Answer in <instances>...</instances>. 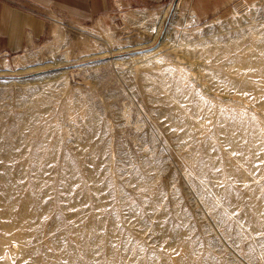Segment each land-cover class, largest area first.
<instances>
[{
	"label": "rangeland",
	"instance_id": "1",
	"mask_svg": "<svg viewBox=\"0 0 264 264\" xmlns=\"http://www.w3.org/2000/svg\"><path fill=\"white\" fill-rule=\"evenodd\" d=\"M244 1L205 20L103 18L112 47L98 19L51 15L63 42L0 58V121L47 86L85 94L100 120L73 165L0 157V264H264V0L237 16Z\"/></svg>",
	"mask_w": 264,
	"mask_h": 264
},
{
	"label": "crops",
	"instance_id": "2",
	"mask_svg": "<svg viewBox=\"0 0 264 264\" xmlns=\"http://www.w3.org/2000/svg\"><path fill=\"white\" fill-rule=\"evenodd\" d=\"M235 1L0 0V58L16 57L33 44L54 40V28L59 22L51 15L89 25L96 19H115L127 13L172 6L185 14L191 9L205 20L224 13ZM17 114L15 125L0 121V139L7 152L0 154L2 159L14 156L16 147L22 146L24 153L39 162L69 166L82 160L98 140L99 113L92 101L76 90L52 86L37 90Z\"/></svg>",
	"mask_w": 264,
	"mask_h": 264
},
{
	"label": "bare ground",
	"instance_id": "3",
	"mask_svg": "<svg viewBox=\"0 0 264 264\" xmlns=\"http://www.w3.org/2000/svg\"><path fill=\"white\" fill-rule=\"evenodd\" d=\"M253 2H257V0H248V1H244L243 3H242V5H241V7H239V8H237V7H235V8H233V10H234V13L237 15V16H239V15H241L242 13H244V11H245V9H247V6H248V4L249 3H253ZM256 4V3H255ZM102 19H100V20H98L97 21V23L95 24V26H96V28L98 29L96 32L95 31H93V32H95L96 34H97V36L99 37V39L102 41V42H104L106 45H109V47L111 46H113V45H115L118 41L114 38V33L112 32V30H111V28L108 26V25H105L104 23H102V21H101ZM111 21V20H110ZM113 23V22H112ZM85 27V26H84ZM63 29H64V27H60L59 26V28L57 27L56 28V30H55V34H54V43H53V45L55 44V45H59L61 42H63L64 41V32H63ZM87 29V28H86ZM80 31V30H79ZM89 31V30H88ZM95 33H93V34H95ZM95 34V35H96ZM66 38V37H65ZM152 50V51H151ZM151 50H148V51H146V50H144L143 52H141V53H138L137 54V56L138 57H140V59L142 58V59H148V58H156L157 57V55H158V53H157V50H153V49H151ZM114 55H116V54H114ZM107 58V56H104V58L103 59H106ZM114 63H115V66H118L119 64H118V62H116V61H113ZM109 64L111 63V62H108ZM245 68V67H244ZM240 69V68H239ZM249 70V69H248ZM244 71H247V70H244ZM241 72H242V70H241ZM248 72V71H247ZM250 72V71H249ZM244 74V73H243ZM187 75H189V74H187ZM186 75V76H187ZM245 75V74H244ZM189 77H190V75H189ZM188 77V78H189ZM253 78H255V77H253ZM254 81V80H253ZM251 82V81H250ZM256 82V81H255ZM257 82H259V81H257ZM261 83V82H260ZM258 85H259V83H257ZM261 85V84H260ZM259 92V91H258ZM263 92V91H262ZM264 93V92H263ZM262 93V94H263ZM243 108H241V110H242ZM229 115H231V114H229ZM228 114H227V117L229 116ZM230 117V116H229ZM228 119V118H227ZM228 120H226V122H227ZM230 121V120H229ZM262 137H260V139H261ZM263 139V138H262ZM259 140V139H258ZM256 141V140H255ZM264 141V140H263ZM257 142V141H256ZM252 144V143H251ZM253 146L255 145L254 144V142H253V144H252ZM264 146V145H263ZM260 147V146H259ZM252 148V147H251ZM256 148V147H255ZM254 149V148H253ZM258 149V148H257ZM260 149V148H259ZM263 149L264 148H262L261 147V150L263 151ZM260 150V151H261ZM253 151V150H252ZM259 151V152H260ZM258 152V151H257ZM262 153V152H261ZM253 154V153H252ZM261 155V154H260ZM259 155V156H260ZM262 155H264L263 153H262ZM252 158H254V157H252ZM257 158V157H256ZM261 159V158H260ZM264 160V159H263ZM262 160V161H263ZM262 161H260L259 160V162H261L262 163ZM256 163H258V162H256ZM264 163V162H263ZM261 165V164H260ZM263 166V165H262ZM264 173V172H263ZM261 179V178H260Z\"/></svg>",
	"mask_w": 264,
	"mask_h": 264
},
{
	"label": "water",
	"instance_id": "4",
	"mask_svg": "<svg viewBox=\"0 0 264 264\" xmlns=\"http://www.w3.org/2000/svg\"><path fill=\"white\" fill-rule=\"evenodd\" d=\"M173 9V8H172Z\"/></svg>",
	"mask_w": 264,
	"mask_h": 264
}]
</instances>
